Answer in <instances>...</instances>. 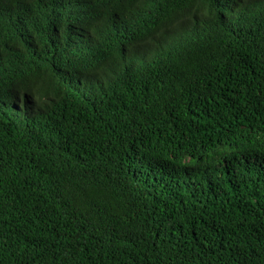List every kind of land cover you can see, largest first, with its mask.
Returning a JSON list of instances; mask_svg holds the SVG:
<instances>
[{
    "label": "trees",
    "instance_id": "obj_1",
    "mask_svg": "<svg viewBox=\"0 0 264 264\" xmlns=\"http://www.w3.org/2000/svg\"><path fill=\"white\" fill-rule=\"evenodd\" d=\"M0 264H264V0H0Z\"/></svg>",
    "mask_w": 264,
    "mask_h": 264
}]
</instances>
